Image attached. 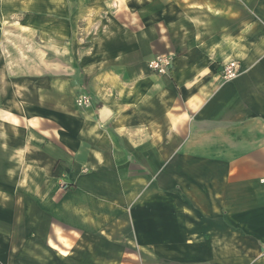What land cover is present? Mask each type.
Returning <instances> with one entry per match:
<instances>
[{"label": "crops", "instance_id": "crops-1", "mask_svg": "<svg viewBox=\"0 0 264 264\" xmlns=\"http://www.w3.org/2000/svg\"><path fill=\"white\" fill-rule=\"evenodd\" d=\"M190 1L135 33L122 77L88 76L99 146L76 194L0 168V264H264V0Z\"/></svg>", "mask_w": 264, "mask_h": 264}, {"label": "rangeland", "instance_id": "rangeland-1", "mask_svg": "<svg viewBox=\"0 0 264 264\" xmlns=\"http://www.w3.org/2000/svg\"><path fill=\"white\" fill-rule=\"evenodd\" d=\"M192 3L0 0V168H15L16 183L23 170L34 171L31 183L46 179L63 199L76 194L79 176L91 170L86 160L99 146L81 134L88 110L100 105L88 76L96 69L122 77L123 57L138 47L135 33L181 27ZM80 95L90 96L92 104L79 105ZM7 123L14 127L7 129Z\"/></svg>", "mask_w": 264, "mask_h": 264}, {"label": "built area", "instance_id": "built-area-1", "mask_svg": "<svg viewBox=\"0 0 264 264\" xmlns=\"http://www.w3.org/2000/svg\"><path fill=\"white\" fill-rule=\"evenodd\" d=\"M172 65V55L162 54L157 55L149 61V67L158 74H166ZM240 73V67L238 63L231 62L224 65L222 77L225 80H230L236 77ZM91 97L88 95H80L77 98V103L79 105L89 106L92 104Z\"/></svg>", "mask_w": 264, "mask_h": 264}]
</instances>
